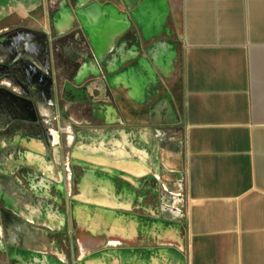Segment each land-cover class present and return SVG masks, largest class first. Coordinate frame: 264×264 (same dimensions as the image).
<instances>
[{"label": "crops", "instance_id": "0c3cea01", "mask_svg": "<svg viewBox=\"0 0 264 264\" xmlns=\"http://www.w3.org/2000/svg\"><path fill=\"white\" fill-rule=\"evenodd\" d=\"M18 29L26 31L20 48L37 55L42 35L56 49L81 41L92 61L81 67L69 50L66 71L115 88L132 109L92 112L86 117L101 120L86 122L79 144L69 141L83 172L65 213L57 204L63 147L23 128L4 138L0 227L17 247L11 262L53 264L44 231L71 220L80 264H264V0H0V34ZM178 63L182 131L174 136L164 97ZM152 101L160 105L147 113Z\"/></svg>", "mask_w": 264, "mask_h": 264}, {"label": "rangeland", "instance_id": "374dc122", "mask_svg": "<svg viewBox=\"0 0 264 264\" xmlns=\"http://www.w3.org/2000/svg\"><path fill=\"white\" fill-rule=\"evenodd\" d=\"M21 32H26L25 30L18 29L16 31H11L9 34L0 36V43L10 45L11 49L9 50H15L17 47H19V37L17 38V35H20ZM30 35L37 36V33L35 31H30ZM42 43L45 47V49H39V52L41 51L42 57L45 61L50 62V49L48 42L46 43L44 36L42 35ZM47 39V37H46ZM80 49H55L53 52V58L56 61L57 67H56V73L58 78V85H59V93H61L63 80L67 78V72L70 76L71 80H75L74 77V69H69V71H66V68H68L67 60H69L72 55L70 56L69 52L73 50L77 56L74 57V59H79L78 62L80 64H84L85 61H92L91 53L89 49H86V46L79 41ZM2 50V49H0ZM27 50V49H26ZM33 49H29L25 53V57H27L30 61V69L28 71L29 77H32V75L37 76L38 75V69H40L39 64L37 63L38 56L34 52H32ZM70 50V51H69ZM80 55L78 56V54ZM84 54V55H83ZM87 56H86V55ZM52 56V54H51ZM86 56V57H85ZM12 58L10 61H4L2 63H10L15 58L18 57L17 53L15 51L12 52ZM86 59V60H85ZM85 60V61H84ZM70 61V60H69ZM51 63V62H50ZM70 67V66H69ZM8 74V75H7ZM104 77L106 76V73H103ZM15 78L19 79H25V76L23 73L18 69H12L11 71H4L0 69V85L4 87V91L7 92L8 97H13L11 107L4 104L3 111L0 112V157H4L7 150V145L3 142L4 138L6 136L12 138L16 137L18 133L21 131L22 128L17 127V121L22 122L23 120H32L33 119V113L30 110V107L24 106L22 104V99L29 98L30 94L23 93L20 86L16 83ZM75 82V81H74ZM77 83V82H76ZM82 82H78V84H81ZM97 88L92 90V96L87 95V97H83L81 100H76L74 102H70L67 100H63L59 102V111L55 110V112L48 117H45L43 121V127L46 131V133L50 134V130H58L60 133L59 141L56 143V145H60L63 147L64 154H65V163L68 166L69 161V154L71 151V148L68 147L69 141L73 140V144H79L84 139L85 130L83 129L86 125L87 121H97L101 120V118L97 116H93L92 118L86 117L87 115H90L92 112L96 113H107L109 110L115 112V111H131V107L128 103H126L121 96H119V92L112 88L110 90H106L102 86H95ZM12 91V93L10 92ZM168 92L170 94V97L166 95L165 98H169V106L167 109L170 108V114L171 117L168 120V122H171L172 124V130L174 132V136L181 135L182 131V80H181V66L178 63V71L175 75V78L173 80V83L168 88ZM17 93L21 95L20 97H16L15 94ZM36 93V92H35ZM34 93V94H35ZM23 97V98H22ZM160 98H163L160 96ZM21 99V100H20ZM163 99V100H164ZM162 100V99H161ZM160 104L155 102H150L146 107L143 109L147 111H152L153 109H156ZM39 110L41 109L40 103H38ZM55 109V108H54ZM29 112V114H28ZM59 112V113H58ZM124 120L127 122L128 118H124ZM112 132V131H111ZM180 141V140H179ZM181 145V144H180ZM74 146V145H73ZM72 146V147H73ZM5 151V152H4ZM181 155V154H180ZM183 155V154H182ZM2 162V161H1ZM0 162V175L1 178H4V169L3 165ZM180 169L177 171V178H175V181L178 179V182L184 181L185 173H184V166H183V158L180 159ZM72 173H75L78 177L83 172L82 167H71ZM184 190H182V193ZM158 193H159V187H158ZM180 198V197H179ZM182 198V197H181ZM1 206H4L3 199L0 198ZM0 213V223H5V211L1 208ZM180 212V207L179 210ZM180 216V213L179 215ZM179 223V222H178ZM177 225L178 230L183 233L184 227L180 223ZM45 234L49 238V248H47L45 255L49 256L50 263L53 264H80L79 259L83 257L84 253V246L79 239V235H71V230L66 226L62 229H45ZM10 236V233L8 230H6L3 226L0 227V264H16L14 262L10 261V258L8 257V253L11 252L12 248L17 247H10L7 245L8 238ZM83 240V239H82ZM33 260L30 258V260L27 261V264H30Z\"/></svg>", "mask_w": 264, "mask_h": 264}, {"label": "flooded vegetation", "instance_id": "af4514ba", "mask_svg": "<svg viewBox=\"0 0 264 264\" xmlns=\"http://www.w3.org/2000/svg\"><path fill=\"white\" fill-rule=\"evenodd\" d=\"M11 31L3 32L0 34V36L9 34ZM45 38V37H44ZM46 43L49 44L50 49V58L51 63L47 62L43 59L42 54L37 55V63L39 64L38 69L39 73L37 76L32 75V77H29L28 71L30 69V61L23 53L28 51L29 49H21L20 46L17 47L15 50H9L6 55H3V53L0 52V69L4 71H11L12 69H18L20 70L23 75L25 76V79H19L15 78L16 83L20 86L23 93L30 94L29 98H23L22 104L24 106L30 107V110L33 113V119L32 120H23L22 122L17 121V127L23 128L26 130H35L38 131L40 134V138L45 142L48 147H52L53 145H56L55 142H53L52 137L49 133H46L44 127H43V121L45 117L51 116L55 110L59 111V102L60 100H67L70 102H74L76 100H81L83 97H87L86 94L92 96L89 91L93 90L97 87V85L90 83V81L82 82L81 84H78V80L75 76V82L68 78L67 80H63L62 90L61 93H59V85H58V78L56 73V61L53 58V52L55 51V40L53 37L50 36L45 38ZM15 51L18 55L17 58H15L10 63H2L4 61H10L12 58V52ZM52 54V56H51ZM80 53L78 54V56ZM84 55V54H83ZM86 55V54H85ZM87 56V55H86ZM85 56V57H86ZM74 59V58H73ZM86 60V59H85ZM84 60V61H85ZM91 61H85L84 64H90ZM81 64V67L84 65ZM41 70H43V73H41ZM8 75V74H7ZM82 76V74H81ZM77 82V83H76ZM4 87L0 85V112L3 111L4 104L11 107L13 97H8V93L5 92ZM12 93V91H10ZM36 92V93H35ZM35 93V94H34ZM15 94L16 97H20L21 95L17 93ZM21 100V99H20ZM50 101H53L52 104H50ZM38 103L41 105V109L38 108ZM55 108V109H54ZM59 113V112H58ZM29 114V112H28ZM72 151V150H71ZM5 152V151H4ZM72 154V152H71ZM3 160L2 157H0V162ZM65 163V154L63 153V157L61 159V162L59 163V184H58V190L60 192V198L58 199V206L62 210V213H65V207L67 204L68 196L72 195V188H75V185L77 184L79 178H81V175L78 177L75 173H72V168L75 167L73 160L69 159L68 166ZM5 180L0 177V197L4 200L5 199ZM0 207L3 208L2 210H6V203H4V206ZM68 227L69 230H71V235H76V232L74 230V226L70 221L66 220V223L63 225L62 228Z\"/></svg>", "mask_w": 264, "mask_h": 264}, {"label": "built area", "instance_id": "2783aa9c", "mask_svg": "<svg viewBox=\"0 0 264 264\" xmlns=\"http://www.w3.org/2000/svg\"><path fill=\"white\" fill-rule=\"evenodd\" d=\"M53 101H50V104H52ZM50 136L53 139V142L57 143L59 141L60 133L58 130H50Z\"/></svg>", "mask_w": 264, "mask_h": 264}, {"label": "water", "instance_id": "95a60500", "mask_svg": "<svg viewBox=\"0 0 264 264\" xmlns=\"http://www.w3.org/2000/svg\"><path fill=\"white\" fill-rule=\"evenodd\" d=\"M41 73H43V70H41Z\"/></svg>", "mask_w": 264, "mask_h": 264}]
</instances>
